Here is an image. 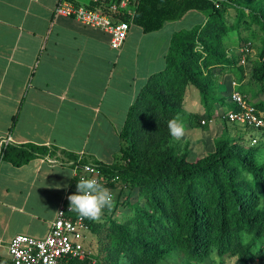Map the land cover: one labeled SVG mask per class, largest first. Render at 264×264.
Returning <instances> with one entry per match:
<instances>
[{
    "label": "trees",
    "instance_id": "trees-1",
    "mask_svg": "<svg viewBox=\"0 0 264 264\" xmlns=\"http://www.w3.org/2000/svg\"><path fill=\"white\" fill-rule=\"evenodd\" d=\"M231 9L236 15L229 24ZM133 11L118 18L145 34L160 31L190 11L206 18L172 35L164 70L147 80L129 108L115 161L95 162L98 179L111 190L115 205L105 209L99 222L86 220L87 232L100 243L98 253L86 251L83 260L65 264H206L215 255L219 264L227 259L264 264V131L239 126L228 116L241 109L232 98L236 92L264 113V99L253 103L247 96L254 85L264 96V0H226L219 8L211 0H136ZM256 42L261 49L251 58ZM247 63L251 77L244 85ZM224 74L233 79L228 94L220 89ZM194 92L201 114L184 109L186 97ZM218 108L224 127L203 156L193 153L188 141L171 137L170 119L178 117L206 130L203 118L213 121ZM249 130V140L257 137V144L247 143L242 132ZM122 207L129 214L119 218Z\"/></svg>",
    "mask_w": 264,
    "mask_h": 264
},
{
    "label": "crops",
    "instance_id": "crops-1",
    "mask_svg": "<svg viewBox=\"0 0 264 264\" xmlns=\"http://www.w3.org/2000/svg\"><path fill=\"white\" fill-rule=\"evenodd\" d=\"M57 2L0 0L3 259L2 250L6 248L8 254L15 236L42 239L48 235L66 197L73 194L75 156L112 164L115 153L111 152L120 150L119 136L129 108L147 80L164 70L172 38L163 46L156 42L157 46L155 40L164 27L145 34L136 26L139 32L130 31L124 45L115 50L106 33L55 16ZM192 12L196 13L190 11L181 20ZM199 18V24L205 22V17ZM145 37H153L147 45ZM186 103L191 104L189 111ZM184 109L201 114L196 92L186 97ZM221 112L218 108L209 130L183 121L182 141L190 146L193 134L207 142L213 136L211 151L213 139L222 132L215 134L216 126L224 127L218 119ZM12 149L18 152L11 153Z\"/></svg>",
    "mask_w": 264,
    "mask_h": 264
},
{
    "label": "built area",
    "instance_id": "built-area-1",
    "mask_svg": "<svg viewBox=\"0 0 264 264\" xmlns=\"http://www.w3.org/2000/svg\"><path fill=\"white\" fill-rule=\"evenodd\" d=\"M216 8L226 0H211ZM136 0H87L81 4L78 0H58L54 10L55 16H61L78 21L85 27L103 31L110 37V45L119 50L127 40L131 26L118 18L119 14L133 15ZM245 52L250 50L245 49ZM243 52V51H242ZM241 63H246L245 58ZM235 85V84H234ZM233 100L240 110L229 113V119L242 127L264 131V113L257 112L243 95L236 92ZM203 124L206 121L202 122ZM252 143L258 138L253 137ZM74 163L75 179L95 177L98 179V166L93 163ZM99 181V179H98ZM75 212L68 211V201L62 206L48 235L39 239L29 235L15 236L8 247L10 262L0 259V264H65L69 259L83 260L86 254L85 240L87 233L86 218L73 217Z\"/></svg>",
    "mask_w": 264,
    "mask_h": 264
},
{
    "label": "rangeland",
    "instance_id": "rangeland-1",
    "mask_svg": "<svg viewBox=\"0 0 264 264\" xmlns=\"http://www.w3.org/2000/svg\"><path fill=\"white\" fill-rule=\"evenodd\" d=\"M79 1V3H81V4H87V0H78ZM196 15H199V16H197L196 17ZM235 15H236V13H235V11L233 10V9H231L229 12H228V23L229 24H232L233 23V20H234V17H235ZM205 17V15L202 13H198V12H192V13H190L186 18H184L183 20H181V21H179V22H170V23H167L165 26H164V28L159 32L160 34H159V40H155V45H157V43L156 42H160V45H165V44H167V41L169 40V38H171L172 37V35H173V32L174 33H176L178 30H189L190 29V27H191V25H193V26H196V25H200L199 24V20H200V18L199 17ZM206 18V17H205ZM204 21V20H203ZM201 23H203V22H201ZM193 26H192V28H193ZM175 29V30H174ZM98 30V29H97ZM130 31H132V32H139V29L136 27V26H134V28L133 27H131V30ZM102 34H104L103 33V31H100ZM131 33V32H130ZM106 35V34H105ZM107 36V35H106ZM152 38L153 37H145V40H146V43H145V45H147V42L149 41H152ZM143 43V42H142ZM142 45V44H141ZM158 46V45H157ZM260 49H261V45H260V43H253V46H252V51H251V53H250V56H251V58H257L258 57V54H259V52H260ZM248 68L246 69V73H247V78H246V81H245V83H244V85H246L247 84V82H248V80H249V78L251 77V70H250V65H249V63H247V65H246ZM233 79H232V76H230V75H227V74H224L223 76H221L220 77V89L221 90H223V93H225V94H228V92H227V90L228 89H230L231 90V83H230V81H232ZM248 88V87H247ZM258 88H259V86L258 85H254L253 87H252V91H251V89H249L250 91H249V93H248V97H249V99L253 102V103H258L259 101H261V100H263L264 99V96H262V95H260V93L258 92ZM191 105V104H190ZM188 103H186V106H185V108H187L188 110L187 111H189V109L191 108L192 109V107L190 106ZM190 107V108H189ZM194 109V108H193ZM223 111H224V113H228L230 110H229V108L228 107H225V108H223ZM222 116V115H221ZM206 122H207V125H209V129H212L211 128V126H210V124H212L211 122H209V121H207V119L206 118H203ZM218 119H220L219 120V122L221 123L222 121H221V117L219 118L218 117ZM203 126V125H202ZM223 128V127H222ZM200 129H202V128H200ZM208 129V130H209ZM207 130V131H208ZM220 130H223V129H221V127H220V129H219V127L218 126H216V130H215V134H218V132L220 131ZM232 131H230L231 133H232V136H236L237 135V132L234 130V129H231ZM244 135H245V138H246V140H248V144H250L249 142H251L252 143V140H249V138H250V136L252 135V134H250V133H253L252 131H247V132H242ZM246 133V134H245ZM213 135V134H212ZM193 136H194V138H193V140H192V142H191V144H190V146H189V148L192 150V151H194L195 152V154L196 155H199L200 157L204 154V153H207L208 151H209V147H210V145H211V143H212V138H213V136H211L212 138H208V142H207V140L204 138V137H197L196 135H194L193 134ZM197 137V138H196ZM180 140H182V139H180ZM258 143V142H257ZM257 143H252V144H257ZM208 150V151H207ZM114 150H112V154L113 153H115L114 155L116 156V155H118V152H113ZM193 152V153H194ZM262 153H264V150H262ZM115 158V157H114ZM91 161H93V160H91V159H89L88 158V162H91ZM97 160H94L92 163H94L95 164V162H96ZM115 161V159H113V162ZM112 162V163H113ZM118 193V192H117ZM128 195V191H126L125 193H124V195H123V197H122V199H124L126 196ZM134 197L132 198V202H136L137 201V196H136V194H134L133 195ZM144 203L143 202H141V205H143ZM127 214H129V209H127V208H120V210H119V213H118V217L119 218H122L124 215H127ZM99 247H100V243H99V241H98V239H96L94 236H92V234L90 233V232H87L86 233V240H85V248H86V251H87V253H89V254H97L98 253V250H99ZM3 251V254H4V257H6V258H4L6 261H8V262H10V256L7 254V249L5 248L4 250H2ZM5 251V252H4ZM95 262H96V260H94L93 262H92V264H95ZM234 260H232V259H227L226 261H225V264H234ZM172 264H174V263H172ZM177 264H184V263H181V262H178ZM206 264H219V259H218V257L215 255L214 257H212L211 258V260L210 261H208Z\"/></svg>",
    "mask_w": 264,
    "mask_h": 264
},
{
    "label": "clouds",
    "instance_id": "clouds-1",
    "mask_svg": "<svg viewBox=\"0 0 264 264\" xmlns=\"http://www.w3.org/2000/svg\"><path fill=\"white\" fill-rule=\"evenodd\" d=\"M167 126L174 139L180 140L185 135L184 124L178 117L170 119ZM66 199L68 211L75 212L79 217L94 222H99L102 219L105 209L110 210L115 205L111 190L95 177L81 176L77 182L75 193L68 195Z\"/></svg>",
    "mask_w": 264,
    "mask_h": 264
}]
</instances>
